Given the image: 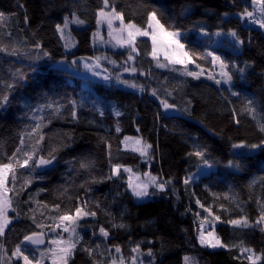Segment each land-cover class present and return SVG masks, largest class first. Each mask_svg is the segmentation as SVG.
I'll list each match as a JSON object with an SVG mask.
<instances>
[{
	"label": "trees",
	"instance_id": "trees-1",
	"mask_svg": "<svg viewBox=\"0 0 264 264\" xmlns=\"http://www.w3.org/2000/svg\"><path fill=\"white\" fill-rule=\"evenodd\" d=\"M250 1L109 0L125 24L147 28L148 13L155 11L165 29L181 32L191 61L160 67L164 60L151 56L147 38L135 41L133 63L125 50L92 46L103 0H0V160L7 162L17 148L32 154L28 166H16L14 181L9 174L15 211L9 210L11 222L0 235V264H23L11 253L24 235L40 232L36 223L44 226L45 240L51 228L61 233L58 217H75L77 207L95 215L76 219L79 242L68 264H186L185 257L190 264H253L243 248L259 257L254 264H264V147L251 153L232 147L264 140V29L239 18ZM64 17L75 43L71 52L56 29ZM77 18L84 23H71ZM101 53L134 66L143 91L85 82L55 66ZM209 53L228 65L230 82ZM161 101L173 105L172 113ZM126 136H140L151 149L141 155L123 148ZM198 150L203 157L194 155ZM41 158L52 165L39 170ZM205 163L213 169L185 183ZM126 169L148 173L165 182L164 189L150 186L148 199L136 201ZM209 206L224 248L197 241V214Z\"/></svg>",
	"mask_w": 264,
	"mask_h": 264
},
{
	"label": "snow or ice",
	"instance_id": "snow-or-ice-1",
	"mask_svg": "<svg viewBox=\"0 0 264 264\" xmlns=\"http://www.w3.org/2000/svg\"><path fill=\"white\" fill-rule=\"evenodd\" d=\"M253 4H261V12H264V0H252ZM104 8H101L99 10V15L101 17H104L107 20L108 27L110 29V35H113V32L111 31L113 29V21L119 20L120 21V27L115 29V35L114 39H116L118 44L124 45H132L133 42L136 40L137 36H146L150 37L152 41V55L155 58L156 54L160 50H165V49H171L172 50V55H168V52H165L166 59H168L171 63H177V64H183L185 63V59L188 57V53L182 51L184 48V45L180 43L178 37H179V32L178 31H168L165 29L164 25L160 23L159 19H157L156 12L152 11L148 13V25L147 28H140L137 27L135 24L129 22L125 24L124 19H123V14L120 12H117L116 9L113 7L111 11L105 12V8L109 7V0H103ZM242 15H246L249 18H252L253 23H258L260 27L264 28V19H256L253 16V12L247 11L245 9L244 13ZM4 18V14L0 13V19ZM25 22H27V17H25ZM77 24H83L84 21L80 19H75L74 21ZM68 17H64V23L63 27L60 24L56 25V29L58 32L61 33L62 37L64 36V29L68 27ZM99 23V20H98ZM217 35H220V33H217ZM231 36L236 37L235 32L230 33ZM70 38V34H69ZM238 43H243V41H238ZM175 45V48H172V46ZM66 47L69 45L66 44ZM133 51H135V48L133 47ZM210 55H213L212 53H209ZM129 60L133 59V56L130 54L128 57ZM219 62L220 68H221V76L223 78V81L225 83H228L232 80V76L229 72L225 71V69L228 67V65L221 59L219 56L213 55V62ZM73 63H76V61H73ZM160 67H165L166 65L160 64L158 65ZM86 68H89L91 71L92 69L90 68L89 65L85 64ZM199 67V66H197ZM125 71H128L126 68ZM132 71H136L135 68L132 69ZM241 72H243V69H240ZM94 75H100L97 72L93 71ZM187 75L194 76L196 78H199V74L195 72H186ZM105 80L109 79V77L105 76L103 77ZM209 79H214L213 76H209ZM124 83H128L127 81H124ZM217 84L221 83V80H216ZM131 87H136L135 84H131ZM155 94V93H153ZM233 95H236V93H233ZM3 101L6 102L7 97L2 98ZM163 106L167 108L173 107V105L168 104L166 101H161ZM249 105L252 104V101L248 102ZM250 111H254V109L250 108ZM119 115V113H117ZM260 131L264 132V124L259 125ZM117 131H119V128H117ZM40 139H43V137H40ZM125 139H130L128 137H125ZM39 142V141H37ZM137 145L140 144L139 140H136L135 142ZM21 144H23V140H21ZM264 146V140L261 141L260 144H233V148H241V147H250L252 149L258 148ZM150 147L149 145H144L143 147L137 149L141 151L142 154H146V148ZM22 153L23 154V159L21 160L18 154ZM194 155L198 157H203L204 152L202 150H198L194 153ZM32 160V154L28 152H24L22 148H17L13 154L7 158V162L4 160H0V235L4 234L5 227L7 226L8 223H10L9 217H8V211L11 209L12 211H15V209L12 208V200L11 198L7 195V193L10 191L8 188V181H9V174H11V178L14 181L15 180V168L16 166H28L29 161ZM206 162V161H205ZM40 164H48L51 163V160H45L43 158L40 159L39 161ZM115 173L119 172V167H116L114 169ZM146 176H149V180L147 182H140L138 184H132L131 182L129 183V187L132 189L133 195L142 198L147 196L148 193V186L149 183L151 184H156V186L160 189H164V184L165 182H157L155 177H150L148 173H145ZM187 183V180L185 181ZM14 190V189H11ZM199 203V201H197ZM56 208H59V205H56ZM83 215H95L94 212H84L81 208L77 207L75 209V217L69 216L67 213L61 215L58 217L59 221L61 223L57 224L56 227L60 228L61 224H63L64 221L70 222L68 225L63 226V231L68 232L69 236L65 240L62 236H60L59 233H57V237L49 240V243L52 245V247L47 248L45 251H41L39 257L37 258L36 256H32L30 258L29 255H25V251H27L26 248L23 247L24 242H27L31 245H43L45 243L44 239V232H43V225L36 223L35 220H33V223H36V227L41 229L40 232L37 231H32L30 234H26L23 237V241L18 243L14 250L11 253L12 257H16L18 259H22L23 264H43L44 258L47 256L49 259H51L52 264H68V258L71 256L72 251L75 249L76 244L79 242V235L76 232V227L75 221L76 219L80 218ZM261 219H264V214H262ZM55 222V218H54ZM231 223L235 225H241V221L239 220H233ZM244 227L248 226V222L245 219L243 221ZM120 227H123V225H120ZM50 231L55 232V228L49 229ZM100 233L107 237L108 232L101 227L99 229ZM261 231H264V229H261ZM200 243L202 245H206L208 247L216 248V247H224L221 243V241L214 237L212 232H208L207 237H205L204 233H200ZM2 247V245H0ZM99 247V246H97ZM139 250V246L137 248H134L133 251L136 252ZM91 254V249H86ZM115 251L119 253L121 249L119 247H116ZM242 252H251V249L243 248L241 249ZM151 255V252L149 251L148 253ZM248 260L253 261V256H248ZM256 259H259V257H256ZM133 261H135V257H133ZM185 262L186 264H190V258L185 257ZM113 264H116V261L113 260ZM120 264H123V260L121 259ZM254 264V261H253Z\"/></svg>",
	"mask_w": 264,
	"mask_h": 264
},
{
	"label": "rangeland",
	"instance_id": "rangeland-1",
	"mask_svg": "<svg viewBox=\"0 0 264 264\" xmlns=\"http://www.w3.org/2000/svg\"><path fill=\"white\" fill-rule=\"evenodd\" d=\"M249 3L251 5V8L247 9V11L253 12V16L258 20L264 19V12H261V7H262L261 4H259V3L253 4L252 0ZM109 11H111V9L105 8V12H109ZM239 18H240V20L245 19V22L249 23V25H251V26L257 27L259 29H264V28L260 27V25L258 23H253L252 18H249L246 15H239ZM98 20H99V23H98ZM71 23H75L74 20L71 21ZM119 27H120V21L119 20L113 21V29L111 30L113 32V35H110L109 34L110 29L108 27L107 20L104 17H101L99 15V11H98V13H97V29L95 30V32L92 36V46L95 48H99L102 50H109V51L125 50L129 55L131 54L133 56V59H131V60L128 59L132 63L135 60L134 54L136 53V50L133 51V47L135 48L134 43L137 39H139V38L149 39L151 42V50H152L151 38L146 37V36H137L136 40L133 42L132 45L118 44L116 39H114L113 37L115 35V29H117ZM69 34H70V38H69ZM179 34H181V32H179ZM58 35H59V37L63 43L65 50L67 52H71L75 46L74 45L75 43L73 40V36L69 30V27L67 29V32H66V28L64 29V36L63 37H62L60 32H58ZM178 39L180 41V35H179ZM229 39L234 42V40L231 36H229ZM66 44H68L69 46L66 47L65 46ZM172 48H175V45H173ZM166 51L168 52V55H172L171 49L160 50L157 52L155 59L164 60V62L159 63V65L160 64H163V65L177 64V63H171L168 59H166V56H165ZM182 51L186 52L185 48H183ZM129 55H128V57H129ZM151 56L153 57L152 51H151ZM184 59H185V63H188L191 61V58L189 55L187 58H184ZM73 61H76V63H73ZM85 64L89 65L92 70L90 71L89 68H86ZM107 64H109L111 66V68L106 67ZM55 66L63 68L65 70L71 72L72 74H75V75H78V76L84 78L85 82L97 81V82L104 83L106 85H114V86H117V87H120L123 89L133 90V91L139 92V93H141L143 91V88L140 85H138V83L136 82V81H138L137 80V72L132 71L134 66H129V64L126 62H123V64H121V65L117 64L116 61L111 59V57L105 53L98 54L94 57L78 56V57H75L74 59H72L70 61H58L55 63ZM126 68L128 69V71H125ZM93 71L99 73L100 75H94ZM105 76L109 77V79L105 80L103 78ZM124 81H127L128 83H124ZM131 84H135L136 87H131L130 86ZM126 137H128L130 139H127V140L125 138L123 139L122 147L125 149H130V150L136 151L141 155H145V154H142L141 151H139L137 149L143 147L144 145L150 146V147L146 148V150H145L146 153L148 150L151 149V145L145 143L140 138V136H126ZM136 140L140 141L139 145H137L135 143ZM262 147H264V146H261V147L255 148V149H252L249 147V148H247V152H249V153L256 152ZM51 165H52V162L48 163V164H40L39 163L37 167L39 170H44V169L50 167ZM212 169H213V166L210 163H205V164L201 165L196 171L188 174L185 177L184 181L187 180V182H189V183H194L197 179H199L201 176L209 173ZM126 171L128 174L127 188L129 190V192L133 195L132 189L129 187V183L131 182L132 184H138L142 181L147 182L149 180V177L146 175L141 177L140 175H137V174L130 172L129 169H126ZM150 186H156V184L149 183L148 188ZM133 197L138 202L148 199V196L138 198V197L133 195ZM8 213H9V211H8ZM8 217H9V220L11 222V218H10L9 214H8ZM69 223L70 222H68V221H65V223L63 222V224H61V227L59 229L63 232V230H62L63 226L68 225ZM9 224L10 223H8L7 226ZM216 224H217V216L210 210V206L209 207H203L199 210V212L197 214V241L200 245H202L200 243V233L201 232L204 233L205 237H207L208 232H212L213 236L220 240V238L218 237V235L216 234V231H215ZM7 226L5 227V229L7 228ZM61 233H59L60 236H62ZM56 237H57V230L55 232H51L46 237L45 244L43 247H35L34 250H32L30 252H25V255H29L30 258L34 255L38 258L41 251H45L47 248L52 247V245L49 243V240L56 238ZM202 246L210 248V249H214V248L208 247L206 245H202ZM216 248H224V247H216ZM241 254H242V256H244L246 258L250 255L253 256L254 262L258 260V259H256L257 256L254 255L252 252H242L241 251ZM43 264H52V261H51V259H49L46 256L43 260Z\"/></svg>",
	"mask_w": 264,
	"mask_h": 264
},
{
	"label": "water",
	"instance_id": "water-1",
	"mask_svg": "<svg viewBox=\"0 0 264 264\" xmlns=\"http://www.w3.org/2000/svg\"><path fill=\"white\" fill-rule=\"evenodd\" d=\"M163 110L166 112V113H172V110L171 109H169V108H165V107H163ZM44 239H45V237H44ZM23 241V240H22ZM45 244V243H44ZM44 244L43 245H39V246H36V245H31V244H29V243H27V242H24V247H26V248H35V247H43L44 246Z\"/></svg>",
	"mask_w": 264,
	"mask_h": 264
}]
</instances>
